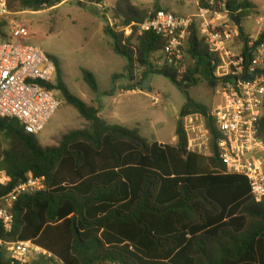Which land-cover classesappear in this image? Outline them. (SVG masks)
Segmentation results:
<instances>
[{"label":"trees","instance_id":"obj_1","mask_svg":"<svg viewBox=\"0 0 264 264\" xmlns=\"http://www.w3.org/2000/svg\"><path fill=\"white\" fill-rule=\"evenodd\" d=\"M154 1L153 10L161 9ZM59 3L7 0V9L36 12ZM197 5L236 14L241 22L248 11L260 14L250 0H198ZM110 12L116 25L134 24L129 36L104 27L112 50L125 59L123 72L113 74L111 82L127 78V90H132L156 73L187 93L198 82L215 89L227 79L215 76L218 55L200 37L196 24L190 28L184 71L178 73L154 63L161 58L164 40L151 31L137 32L148 9L116 0ZM237 29L236 42L250 58V50L264 42V32L249 48L248 34L241 25ZM7 39V20L0 18V40ZM50 57L57 66L54 88L87 123L61 132L55 144L44 146L16 119L0 118V168L10 176L8 185L0 187V198L28 173L45 179L43 190L23 194L13 203L10 231L0 220V241L30 240L46 251L25 264H264V198L255 201L247 179L222 165L209 107L188 97L176 123V143L149 141L138 128L109 123L99 108L73 95L59 60ZM137 68L143 70L141 82L133 81ZM82 75L98 92L95 75L87 69ZM194 113L206 118L213 156L187 150L182 119ZM258 136L264 140V115ZM0 264H17L1 244Z\"/></svg>","mask_w":264,"mask_h":264},{"label":"built area","instance_id":"obj_2","mask_svg":"<svg viewBox=\"0 0 264 264\" xmlns=\"http://www.w3.org/2000/svg\"><path fill=\"white\" fill-rule=\"evenodd\" d=\"M210 4L213 5V2ZM95 6L106 8L101 0ZM7 13V0H0V17ZM117 21L111 14H106L110 27L129 36L134 24L116 25ZM257 22L264 26V11L257 15ZM193 24H196L200 37L218 55L215 76L227 78L214 89L222 100L210 112L218 132L215 148L219 160L228 172L244 176L252 198L260 201L264 198V140L258 136V124L264 115V75L258 74L252 79H244L243 76L262 70L264 42L251 49L248 58L242 43L236 42L238 29L229 15L199 7L198 13L190 16L165 9L150 10L145 21L137 25V32L151 31L161 37L164 40L161 58L154 63L182 73L187 62L186 47ZM262 32L264 28L255 35H248L249 48ZM27 36L28 29L23 24L14 23L9 39L0 40V118H14L25 132L37 135L60 106V100L53 93L57 66L50 55L40 48L21 43ZM234 44H241L238 52L234 51ZM138 70L133 73L134 82L142 80L143 75ZM133 91L126 90V93ZM182 123L187 136V150L213 156L206 118L199 113L189 114L183 117ZM9 182L10 176L0 168V187L7 186ZM44 188V177L28 173L21 183L0 198V220L7 231L12 227L11 209L17 198ZM0 244L6 247L10 258L17 264L29 262L32 253L47 254L30 240L0 241Z\"/></svg>","mask_w":264,"mask_h":264},{"label":"rangeland","instance_id":"obj_3","mask_svg":"<svg viewBox=\"0 0 264 264\" xmlns=\"http://www.w3.org/2000/svg\"><path fill=\"white\" fill-rule=\"evenodd\" d=\"M106 8L95 6L98 0H61L59 5L40 11H20L8 13V31L14 23L23 24L28 36L21 43L40 48L59 60L63 81L68 90L90 105L100 109L101 115L111 124L128 128H138L142 136L149 141L157 140L172 143L180 109L188 97L213 109L221 102V96L215 94L205 82L191 86L187 93L170 79L161 74H152L148 89H134L126 93L129 79L117 78L111 82L113 74L123 72L125 59L112 50L111 38L105 34L107 14L116 0H101ZM161 9L179 15L198 13V0H156ZM264 11V0H250ZM132 3L149 11L153 10L154 0H131ZM107 9V10H106ZM241 28L248 35H255L264 28L257 22L253 11L246 12ZM241 44H234L238 52ZM264 59V52L261 54ZM261 69L264 70V64ZM82 69L91 71L98 83V92H93L83 80ZM140 68L134 70L137 71ZM139 71V70H138ZM142 73L143 70L140 69ZM108 92L112 95H106ZM54 95L60 100V106L50 117L42 130L36 135L40 144H55L60 133L86 125L77 110L68 104L60 92ZM39 254L29 255V261Z\"/></svg>","mask_w":264,"mask_h":264},{"label":"water","instance_id":"obj_4","mask_svg":"<svg viewBox=\"0 0 264 264\" xmlns=\"http://www.w3.org/2000/svg\"><path fill=\"white\" fill-rule=\"evenodd\" d=\"M224 10H226V8H224ZM229 18L230 20L238 27L241 25V21L239 19V17L236 14H229ZM264 75V70H257L252 74H246L243 76L244 79H252L254 78L256 75ZM150 83H151V75L148 76L145 81L143 83H140L138 85L139 89H148L150 87Z\"/></svg>","mask_w":264,"mask_h":264},{"label":"crops","instance_id":"obj_5","mask_svg":"<svg viewBox=\"0 0 264 264\" xmlns=\"http://www.w3.org/2000/svg\"><path fill=\"white\" fill-rule=\"evenodd\" d=\"M254 3V2H253ZM60 4V3H59ZM58 4V5H59ZM255 4V3H254ZM99 114H100V116L102 117V115H101V111H100V109H99ZM103 118V117H102ZM105 119V118H104ZM106 120V119H105ZM157 141V140H156ZM176 141H177V138H176V135L175 136H173V142L172 143H167V144H175L176 143ZM159 143H163V142H160V141H158Z\"/></svg>","mask_w":264,"mask_h":264}]
</instances>
